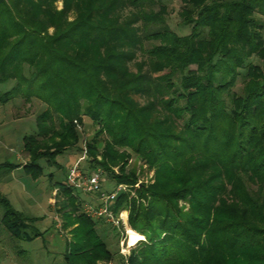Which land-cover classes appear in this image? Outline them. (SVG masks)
Wrapping results in <instances>:
<instances>
[{
    "label": "trees",
    "instance_id": "16d2710c",
    "mask_svg": "<svg viewBox=\"0 0 264 264\" xmlns=\"http://www.w3.org/2000/svg\"><path fill=\"white\" fill-rule=\"evenodd\" d=\"M160 1L0 0V82L14 81L0 103L23 97L46 105L36 133L22 140L28 162L1 167L42 173V157L55 163L75 145L84 107L108 136L105 158L114 161L115 146H125L155 169L136 203L121 191L111 207L117 215L128 201L127 221L140 234L156 225L128 264H264V66L252 62L264 61V0H184L186 35L168 26L163 4L153 9ZM88 162L84 170H108ZM103 171L115 184H134ZM57 185L67 196L58 209L73 210L65 214L74 238L67 264L122 261L98 234L104 218L83 211L75 188ZM85 194L96 203V194ZM0 207V223L16 238L35 221L1 194Z\"/></svg>",
    "mask_w": 264,
    "mask_h": 264
},
{
    "label": "rangeland",
    "instance_id": "374dc122",
    "mask_svg": "<svg viewBox=\"0 0 264 264\" xmlns=\"http://www.w3.org/2000/svg\"><path fill=\"white\" fill-rule=\"evenodd\" d=\"M160 4L165 6L164 17L168 26L178 35L188 34L189 26L180 25L181 19L179 16V12L184 8L185 1L161 0L153 5V9L157 11ZM56 5L61 8V1H58ZM152 27L153 25L143 27L142 33L151 30ZM140 59L139 55L135 58L136 61ZM252 62L264 66V61L259 60L257 57H253ZM190 68L194 70L196 65L192 64ZM128 70L130 72L136 70L134 60L129 63ZM241 83L242 76L239 77L233 91L239 92ZM13 85V80L0 82V95L2 92L11 89ZM45 109L44 102L37 98L27 101L23 97H15L6 103H0V194L8 198L15 210L35 219L27 231L18 238L8 232L0 223V264H67L66 259L73 250L74 238L70 232L71 227L65 225L67 218L65 214L73 212V210L69 211L71 206L64 207L63 210L58 209V200L66 202L67 196L57 184L64 182L69 186L66 180L69 166L79 163L82 168L88 169L90 166L88 161L90 160L104 163L108 167V170H106L100 165L95 167L96 163H92L94 169L105 170L114 176H129L134 184H124L126 186L125 191L127 197L131 196L135 203L139 198L136 189L142 184L152 183L155 178V169L131 152L128 147L115 146L114 149L118 153L115 154L114 161L105 158V145L108 136L99 131V124L91 120L85 113L84 107H82L80 113L81 121L75 125L77 137L75 145L64 149L58 154L55 157V163L49 164L46 158L42 157L39 160L42 173L33 177L25 172L23 166L1 167L2 163L5 162L22 165L28 162L30 157L23 151L22 140L24 136L36 133V116ZM52 115L53 122L57 126L58 119L54 113ZM52 140L57 139L54 136L47 139V147L50 148H47L49 154L54 150ZM115 186L116 184L108 177L103 184L105 190H112ZM77 192L83 200L82 204L89 201V197L84 192L81 190H77ZM78 202L80 201L78 200ZM146 202V199L142 200L143 205H146ZM177 205L181 213L185 214L190 211V204L187 199H180L177 201ZM123 207L125 209L122 210L125 211L122 212V216L125 217L126 225L121 221L117 225L100 221L98 234L112 251L120 249V241L123 240V245L127 248L129 256L138 251L142 246L141 242L145 241L144 238L156 225L149 226L144 235L132 230L127 221L130 211L128 201L123 202ZM2 212L3 209L0 207V222ZM126 229L129 233L135 235L134 239H131ZM108 260L112 259L110 257L98 258L91 264H100Z\"/></svg>",
    "mask_w": 264,
    "mask_h": 264
},
{
    "label": "built area",
    "instance_id": "2783aa9c",
    "mask_svg": "<svg viewBox=\"0 0 264 264\" xmlns=\"http://www.w3.org/2000/svg\"><path fill=\"white\" fill-rule=\"evenodd\" d=\"M107 181V176L102 169L84 170L79 163L69 166L67 170V182L70 187L82 192H91L96 194V203L84 202L82 204L83 211L94 219L104 218L108 223L117 225L120 221L126 225L125 217L122 216V210L118 215H115L111 207L115 201L117 194L125 191L124 184H116L112 190H105L103 184ZM127 232V229H126ZM127 234V233H126ZM127 238L129 240L128 234ZM129 243V241H128ZM119 254L123 259L120 262L108 260L100 264H128L127 248L123 245V240L120 241Z\"/></svg>",
    "mask_w": 264,
    "mask_h": 264
},
{
    "label": "bare ground",
    "instance_id": "6f19581e",
    "mask_svg": "<svg viewBox=\"0 0 264 264\" xmlns=\"http://www.w3.org/2000/svg\"><path fill=\"white\" fill-rule=\"evenodd\" d=\"M127 232L129 233L128 229H127ZM129 236L131 237V239L135 238V235L133 233H129Z\"/></svg>",
    "mask_w": 264,
    "mask_h": 264
}]
</instances>
